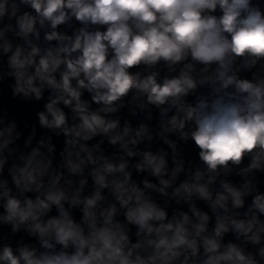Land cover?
Masks as SVG:
<instances>
[{"label": "clouds", "instance_id": "obj_1", "mask_svg": "<svg viewBox=\"0 0 264 264\" xmlns=\"http://www.w3.org/2000/svg\"><path fill=\"white\" fill-rule=\"evenodd\" d=\"M5 86L0 264H264V0H0Z\"/></svg>", "mask_w": 264, "mask_h": 264}]
</instances>
